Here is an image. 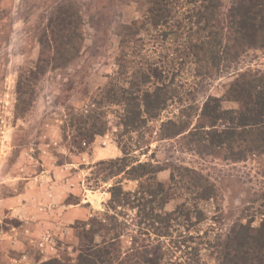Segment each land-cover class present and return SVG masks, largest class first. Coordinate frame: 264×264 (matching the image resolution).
<instances>
[{
    "label": "rangeland",
    "instance_id": "1",
    "mask_svg": "<svg viewBox=\"0 0 264 264\" xmlns=\"http://www.w3.org/2000/svg\"><path fill=\"white\" fill-rule=\"evenodd\" d=\"M233 1L223 0L224 7L228 8ZM145 3V0H0V230L24 225L22 229L27 230V235L32 231L34 239H40L31 244L30 260L34 264H47L54 258L66 263L76 260L78 239L74 242L64 238L56 224L68 206L76 202L90 208L85 199L91 201V215L76 219L73 228L82 226V222L91 217L109 221L111 215L118 213V218L129 224L123 231L116 230L123 233L121 241L129 264H137L131 249L133 238L141 243L148 239L156 242L155 234L150 238L139 230L137 223L144 213L137 206L126 204L111 209L108 205L113 184L119 182L129 190L138 187V181L129 179L128 173L116 174L120 162L111 163L124 156L119 140L126 147L133 145L128 154L130 163L139 159L165 168L157 177L172 194L165 205L167 211L175 210L187 200L197 201L192 192L195 181L204 185L207 177L214 184L216 195L213 198L198 200L197 208L191 205L193 210L196 208L192 211V220L188 222L181 217L179 224L174 221L177 228L172 229V236L162 238L166 239L168 248L165 264H218L212 248L202 243L204 239L216 234L226 235L241 217L244 222L253 219L254 226L264 219V154L234 162L219 157L208 147L191 146L189 138L181 135L160 139L152 130L158 128L161 120L150 123L142 139L138 132L120 136L118 112L121 108L116 106L103 108L110 120L105 134L96 135L92 141L88 138L80 141L74 136V127L69 125L71 119L85 113L99 88L115 74L120 30L124 24L143 16ZM67 5L82 19L83 46L67 66L43 69L39 60L43 56V40L51 38L50 21L55 19L57 10ZM164 43L157 45V50L151 43L147 44V52L168 68L167 63L174 58L175 45L171 41ZM242 62L243 69H264V50L251 51ZM181 71L171 72L168 80L176 88L174 92L187 102L184 106L179 102L171 104L162 112V120L176 118L183 107L195 105L196 101L189 99L190 89L196 88L195 99H202L203 94L221 97L234 78L221 77L198 86L194 85L190 68L186 66ZM223 105L238 107L232 101H224ZM45 169L48 175L41 179L40 174ZM172 173L175 180H171ZM29 180L39 191L31 198L23 197L30 203L20 202L18 205L22 208L17 207L18 215L11 214V207L17 203L10 200L27 189ZM30 206L35 208L31 210ZM41 206L47 207L46 211ZM200 209L204 214L202 219L198 214ZM171 239H178L182 246H175Z\"/></svg>",
    "mask_w": 264,
    "mask_h": 264
},
{
    "label": "trees",
    "instance_id": "2",
    "mask_svg": "<svg viewBox=\"0 0 264 264\" xmlns=\"http://www.w3.org/2000/svg\"><path fill=\"white\" fill-rule=\"evenodd\" d=\"M145 1L143 16L124 24L120 30V54L115 74L99 88L85 113L71 119L69 125L74 127V136L80 141L85 138L92 141L96 135L105 134L110 120L103 108L116 106L121 108L118 112L120 136L138 132L142 139L149 124L161 120L158 128L152 130L160 139L181 135L189 138L191 146L208 147L219 157L234 162L263 155L264 69H243L241 64L251 51L264 50V0H234L228 8L224 7L223 0ZM50 23L51 38L43 40V56L39 60L43 69L67 66L79 54L84 42L82 19L68 5L57 10ZM144 33H148L147 36ZM164 41L175 45L174 58L167 63L168 68L147 52V44L151 43L157 50V45L165 44ZM186 66L193 72L194 85L203 86L221 77L234 78L221 97L203 94L202 99H195L196 88L190 89L189 99L196 101L195 105L183 107L176 118L162 120V112L171 104L179 102L182 106L187 102L174 92L176 88L168 80L171 72L181 73ZM224 101L235 102L238 107L226 108ZM118 146L124 156L111 161L120 162L116 174L128 173L129 179L138 181V187L129 190L119 182L113 184L108 205L114 209L130 204L144 213L137 223L139 230L150 238L155 234L156 242L148 239L141 243L133 238L131 249L135 262L165 264L168 248L166 239L162 238L172 236V229L177 228L174 223L179 224L181 217L188 222L192 220L197 201L216 195L214 184L207 177L204 185L195 181L192 192L197 201L187 200L175 210L167 211L165 205L172 194L157 177L165 168L139 159L130 163L128 154L133 145L126 147L119 140ZM136 161L139 162L134 164ZM175 178L172 173L171 180ZM191 205L196 208L193 210ZM198 214L202 219L201 209ZM118 215L114 213L109 221L91 217L82 222V226L75 225L79 244L76 260L66 263L54 258L47 264H129L121 241L123 233L116 231H123L129 224ZM172 242L179 248L182 246L178 239ZM202 243L212 248L218 264H264V219L254 226L253 219L244 222L241 217L226 235L216 234Z\"/></svg>",
    "mask_w": 264,
    "mask_h": 264
},
{
    "label": "crops",
    "instance_id": "3",
    "mask_svg": "<svg viewBox=\"0 0 264 264\" xmlns=\"http://www.w3.org/2000/svg\"><path fill=\"white\" fill-rule=\"evenodd\" d=\"M47 175H48V169L42 170V173L40 174L41 179H45ZM26 188L27 189H25L19 195L13 197L10 200L12 202H15V204L17 203L16 206L11 207L13 208V210L12 209L10 210L11 214H17L16 212L18 211L16 210H19L22 208V207H19L18 205L20 202H22L23 205L30 203L29 201L25 202L23 200V197L31 198L32 195L36 194L39 191L38 186L34 185L32 180H29L27 182ZM43 190L44 189L42 188L41 191L43 192ZM25 191L27 193H25ZM85 200H86L85 202L88 204V206H90V208H88L87 206H81L82 205L81 202H76L75 204L71 205V207L68 206L67 208L66 206L67 209L63 213V216H60L58 218V221H57L58 224L56 225H58L59 227L57 228L58 230H60L59 232L62 234V236L64 238H67L68 240H71L74 242L77 240L76 233L74 232L75 229L72 226V224L76 221V219L87 218L89 215H91L92 208H91V205H89V202L91 201L90 199H85ZM35 202H38V201L36 200ZM62 203L66 205L65 202H62ZM45 204L48 205V201L46 198H45ZM34 208L30 206L31 210H33ZM41 208L42 210L45 209V211L47 209V207H44V206H41ZM77 214H79V216H77ZM20 218L22 219L23 216H20ZM23 226L24 225L19 226V227H16V226L9 227L8 226V228L0 230V264H34V262L30 260L31 256L33 255V250H31V246H32L31 244H32V241L35 242L36 240H40V239H34L35 237L31 235L32 231L30 230L28 231L30 234L27 235L26 234L27 230L22 229V228H25V226L24 227ZM38 233L39 232H37L36 234ZM43 244H46V243L43 242ZM36 246H38V242H36ZM46 254L47 253H45V251L42 249V255L46 257L47 256Z\"/></svg>",
    "mask_w": 264,
    "mask_h": 264
}]
</instances>
